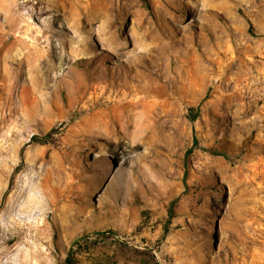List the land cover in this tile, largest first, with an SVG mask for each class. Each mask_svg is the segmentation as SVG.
I'll return each mask as SVG.
<instances>
[{"label":"rangeland","instance_id":"obj_1","mask_svg":"<svg viewBox=\"0 0 264 264\" xmlns=\"http://www.w3.org/2000/svg\"><path fill=\"white\" fill-rule=\"evenodd\" d=\"M66 258L264 264V0H0V264Z\"/></svg>","mask_w":264,"mask_h":264},{"label":"trees","instance_id":"obj_2","mask_svg":"<svg viewBox=\"0 0 264 264\" xmlns=\"http://www.w3.org/2000/svg\"><path fill=\"white\" fill-rule=\"evenodd\" d=\"M193 110H194L193 108H189V110H188V118H189L190 121H194V120L197 118V115H198V114H197L198 109H197L196 111H193ZM197 144H198V141H197L196 137L193 136V137H192V146L195 147V146H197ZM190 150H191V148L188 149L187 152H190ZM204 150L209 151V152H211V153H213V154H216V155H222V156H224L225 158H227V156L224 155V154L216 153V152L211 151V150H209V149H204ZM69 263H70V260H69L68 258H66V261H65L64 264H69Z\"/></svg>","mask_w":264,"mask_h":264},{"label":"bare ground","instance_id":"obj_3","mask_svg":"<svg viewBox=\"0 0 264 264\" xmlns=\"http://www.w3.org/2000/svg\"><path fill=\"white\" fill-rule=\"evenodd\" d=\"M251 94V93H250ZM255 97V96H254Z\"/></svg>","mask_w":264,"mask_h":264}]
</instances>
